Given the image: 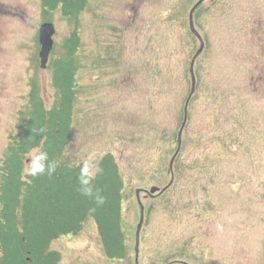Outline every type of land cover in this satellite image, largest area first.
<instances>
[{
    "label": "rangeland",
    "instance_id": "rangeland-1",
    "mask_svg": "<svg viewBox=\"0 0 264 264\" xmlns=\"http://www.w3.org/2000/svg\"><path fill=\"white\" fill-rule=\"evenodd\" d=\"M197 1L87 0L73 19L44 12L41 0H0V164L30 91L36 87L46 108L58 100L52 61L65 55L74 31L75 99L63 157L86 169L110 152L123 180L125 256L104 255L89 217L76 235L51 242L58 264H264V0H203L195 9L204 48L193 65L174 178L146 196L170 181L189 64L200 46L187 23ZM45 19L55 34L42 69L37 34Z\"/></svg>",
    "mask_w": 264,
    "mask_h": 264
},
{
    "label": "trees",
    "instance_id": "trees-1",
    "mask_svg": "<svg viewBox=\"0 0 264 264\" xmlns=\"http://www.w3.org/2000/svg\"><path fill=\"white\" fill-rule=\"evenodd\" d=\"M86 1L41 0V6L46 13L59 10L62 17L76 19ZM78 44L73 31L62 44L65 55L52 61L55 104L46 108L36 87L30 91L19 135L7 145L0 164V264H58L59 254L49 247L51 242L64 234L76 235L89 217L104 255L122 259L126 254L123 180L115 156L110 152L101 156L96 167L102 171L87 185L81 182L87 179L85 167L71 165L63 157L71 132ZM39 129L43 132L37 135ZM37 148L48 154V160L37 158L31 167L54 161L52 175L25 174L26 154ZM85 187L91 188V195L84 194ZM97 196L103 197L102 204H97Z\"/></svg>",
    "mask_w": 264,
    "mask_h": 264
},
{
    "label": "water",
    "instance_id": "water-1",
    "mask_svg": "<svg viewBox=\"0 0 264 264\" xmlns=\"http://www.w3.org/2000/svg\"><path fill=\"white\" fill-rule=\"evenodd\" d=\"M201 2H203V0H199L196 4H194L192 6V8L189 10V15H188V23H189V30L191 32V34H194L196 36V38L198 39L199 41V48L195 51L194 55L192 56L193 58L191 59L190 61V64H189V73H190V80H191V88H190V93L185 101V106L183 108V120L181 122V127L177 133V146H176V151L174 153V155L171 157V159L169 160L170 163H169V171L171 172L172 171V165H173V160L176 156V154L178 153L179 151V148H180V144H181V134H182V131L184 129V125L186 123V119H187V106H188V100L189 98L191 97V95L194 93V86H195V80H194V68H193V65H194V61L195 59L197 58V56L202 52L203 48H204V45L202 43V40L199 36V34H197L195 28H194V23H193V10L194 8L200 4ZM38 41H39V45H40V48H39V64H40V68L42 69H45V67L47 66V60H48V57L50 55V51L52 50V47H53V35L55 34V29H54V26H53V23L52 22H49V21H44L42 24L39 25L38 27ZM171 181H172V176H171ZM170 181V182H171ZM158 187L154 186L152 187L151 189H149L146 194L147 195H153L154 192L158 191ZM139 192L140 190H138L136 192V197L138 198V202L140 204V216H139V222L138 224L136 225V229H135V239H134V243H135V246H134V252H135V257L137 258V251H138V241H139V236H140V229H141V226H142V223H143V207L141 205V201H140V197H139Z\"/></svg>",
    "mask_w": 264,
    "mask_h": 264
},
{
    "label": "clouds",
    "instance_id": "clouds-1",
    "mask_svg": "<svg viewBox=\"0 0 264 264\" xmlns=\"http://www.w3.org/2000/svg\"><path fill=\"white\" fill-rule=\"evenodd\" d=\"M42 132H43V129L37 130V135H39ZM32 158H33V160L38 158L40 160L47 161L48 160V154L46 152L40 150L38 152H34L32 154ZM55 170H56V164H55L54 161L48 162L46 167L42 165L39 168H37V167H26L24 169L25 174L26 175H31V176L45 175V174L50 176V175H52L55 172ZM82 171L86 172L87 179H84L81 182L83 184L87 185L89 183L90 179L92 177H94V175L100 173L102 171V169H100L99 167H94L92 165L91 161L89 160L87 162L86 169H84ZM83 191H84L85 195H91L92 194L91 188L85 187L83 189ZM96 202H97V204H102L104 202L103 197L97 196L96 197Z\"/></svg>",
    "mask_w": 264,
    "mask_h": 264
}]
</instances>
